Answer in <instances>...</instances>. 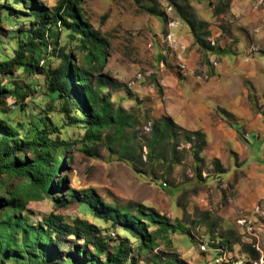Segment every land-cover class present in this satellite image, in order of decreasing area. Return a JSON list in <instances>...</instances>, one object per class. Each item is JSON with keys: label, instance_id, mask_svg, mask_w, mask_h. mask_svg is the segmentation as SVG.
Returning <instances> with one entry per match:
<instances>
[{"label": "rangeland", "instance_id": "obj_1", "mask_svg": "<svg viewBox=\"0 0 264 264\" xmlns=\"http://www.w3.org/2000/svg\"><path fill=\"white\" fill-rule=\"evenodd\" d=\"M58 1L0 0V63L14 56L20 40H28L30 35L19 30L30 29L35 11L51 12ZM172 3L187 7L208 23L213 52H205L195 44L190 31L186 32L188 26L184 31L180 29L186 24ZM228 6L229 0H82L79 8L84 19L106 40L105 62L92 63V80H109L111 84L103 86L102 91L110 94L116 106L138 116L139 124L134 129L137 141L148 134L152 119L174 115V95L179 85L190 83L196 90L197 84L221 80L234 92L208 118L211 127H223L225 146L219 144L221 132L208 129L212 141L201 154L205 165L201 177H197V166L189 153L183 155L171 175H166L165 168L137 174L129 162L111 154L104 145H98L99 155L93 157L83 153L80 145H74L64 153L56 178L57 182L65 180L64 187L54 194L59 204L50 199L32 201L24 215L35 224L51 214L61 215L68 224L84 220L96 226L111 245L121 239L136 245L138 241L131 233L98 218L84 202L85 192L91 190L106 204L129 209L135 216L138 205L153 209L171 227L175 226L159 232L157 245L149 252L135 251L137 264H264V197L251 211L238 204L239 189L252 186L246 177L247 164L264 165V160L252 157V147L247 148L250 141H260L263 158L264 34L255 30L254 34L252 28L240 26L228 15ZM13 27L17 29L11 31ZM172 28L178 31L173 37L168 32ZM56 31L60 47L72 53L79 67L88 69L78 40L60 25ZM43 59L46 69L59 65L51 56ZM2 83L8 91L28 95L16 100L9 95L6 107L1 103L5 100H0V116L18 130L19 137H24L33 121L47 118L53 125L50 129L60 128L59 134L50 136L52 139H82L84 126L61 114L62 101L58 94L49 92L44 75L26 76L19 71ZM15 101L26 107V114L12 107ZM71 114L77 116L74 111ZM146 153L144 148L143 161ZM215 158L222 164V173L212 164ZM158 229L156 225L148 228L149 232ZM68 241L75 240L70 237ZM66 246L63 243L62 251Z\"/></svg>", "mask_w": 264, "mask_h": 264}, {"label": "trees", "instance_id": "obj_2", "mask_svg": "<svg viewBox=\"0 0 264 264\" xmlns=\"http://www.w3.org/2000/svg\"><path fill=\"white\" fill-rule=\"evenodd\" d=\"M81 2L59 0L51 12L35 11L30 29L19 30L30 35L28 40H20L14 56L0 63L2 80L19 71L26 76L44 75L49 92L58 94L62 101L61 114L85 129L80 141L52 139L50 136L59 134L60 128L50 129L53 125L48 123L49 119H37L21 138L18 130L0 116V264H137L135 251L149 252L157 245L159 232L175 228L153 209L138 205L135 216L129 209L106 204L91 190L85 192L84 202L98 218L121 225L131 233L138 241L136 245L129 244L127 239L111 245L96 226L80 219L68 224L61 215L51 214L40 223H33L23 214L29 202L50 199L59 204L54 194L60 186L64 187L65 180L57 182L56 178L64 153L74 145H80L82 152L90 157L98 156V145H104L111 154L129 162L137 174L165 168L166 175H171L187 153L197 166V177H201L205 165L201 155L207 146L205 134L182 128L168 115L152 119L148 134L137 141L134 129L139 124L138 116L116 106L110 94L102 91L103 86L111 84L109 80H92V63L105 62L106 40L84 19L79 8ZM172 5L189 27L195 44L205 52H213L208 23L191 14L187 7ZM149 11L155 12L152 8ZM58 25L78 40L77 46L88 60V69L79 67L72 53L60 47ZM47 56L56 58L59 65L48 69L41 66ZM2 80L0 100H5L1 102L5 107L9 95H14L15 100L28 96L18 90L8 91L1 86ZM17 105L16 101L12 103L14 109L26 114V107ZM73 111L77 116H72ZM144 148L145 161L141 154ZM212 164L218 173L223 172L219 159H214ZM142 167H147V171ZM150 225L158 226V231L149 232ZM70 237L75 241H68ZM63 243L67 245L65 251H62Z\"/></svg>", "mask_w": 264, "mask_h": 264}, {"label": "crops", "instance_id": "obj_3", "mask_svg": "<svg viewBox=\"0 0 264 264\" xmlns=\"http://www.w3.org/2000/svg\"><path fill=\"white\" fill-rule=\"evenodd\" d=\"M260 1L261 0H229L228 15L236 20L240 26L250 27L253 32L255 30L259 31V34H264V0H262V3H260ZM186 26L187 25H185V27H180V29L184 31ZM189 31L190 29L186 30V32ZM168 32H170L172 37L178 33L177 30L174 32L173 28L168 29ZM200 86L201 84H197L196 90H194L190 83L179 85V89H177L178 92L174 95L177 111L172 115L173 118L170 117L179 126L184 125L181 127L186 130L202 131L205 134L207 145L212 141L208 133L209 130L220 131L222 135H220L221 140L219 144L224 147L226 132L222 131L224 129L220 125L211 127V122H209L208 117L209 115H214L216 113L215 110L223 106L220 105L221 102L223 104V101L227 100V96L230 97V94L234 91H230L225 84H222L221 80H212L209 85ZM261 146L262 144L260 141L256 143L250 141L249 146H247V148L252 147L250 153L254 159L264 160V155H262L263 158L260 156V153H262V151H260ZM253 164V162L247 164L246 175L252 186L239 189L238 194V204L240 207L250 211L251 209L253 210L256 204L264 197V165L259 163Z\"/></svg>", "mask_w": 264, "mask_h": 264}, {"label": "bare ground", "instance_id": "obj_4", "mask_svg": "<svg viewBox=\"0 0 264 264\" xmlns=\"http://www.w3.org/2000/svg\"><path fill=\"white\" fill-rule=\"evenodd\" d=\"M262 2H263V1L261 0L260 3H262ZM16 29H17V27H13L11 31H14V30H16ZM42 65H44V61L41 62V66H42ZM203 249H205V247H203Z\"/></svg>", "mask_w": 264, "mask_h": 264}, {"label": "built area", "instance_id": "obj_5", "mask_svg": "<svg viewBox=\"0 0 264 264\" xmlns=\"http://www.w3.org/2000/svg\"><path fill=\"white\" fill-rule=\"evenodd\" d=\"M240 220H244V218L240 219ZM200 247H205V245H200Z\"/></svg>", "mask_w": 264, "mask_h": 264}]
</instances>
